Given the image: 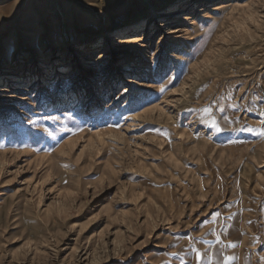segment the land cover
Listing matches in <instances>:
<instances>
[{
	"label": "rangeland",
	"instance_id": "1",
	"mask_svg": "<svg viewBox=\"0 0 264 264\" xmlns=\"http://www.w3.org/2000/svg\"><path fill=\"white\" fill-rule=\"evenodd\" d=\"M0 264H264V0H0Z\"/></svg>",
	"mask_w": 264,
	"mask_h": 264
},
{
	"label": "snow or ice",
	"instance_id": "2",
	"mask_svg": "<svg viewBox=\"0 0 264 264\" xmlns=\"http://www.w3.org/2000/svg\"><path fill=\"white\" fill-rule=\"evenodd\" d=\"M160 91H164V89L161 88ZM205 111L207 112V111H210V110H209V109H205ZM216 242H217V243H220V242H221V241L219 240V237H217ZM199 258H200V253L197 252V259H199ZM226 259H227V260H231V259H233V257H227Z\"/></svg>",
	"mask_w": 264,
	"mask_h": 264
},
{
	"label": "bare ground",
	"instance_id": "3",
	"mask_svg": "<svg viewBox=\"0 0 264 264\" xmlns=\"http://www.w3.org/2000/svg\"><path fill=\"white\" fill-rule=\"evenodd\" d=\"M167 14H171V13H165V16ZM172 14H175V13H172ZM117 41H120V40L118 39ZM6 70L9 71L10 74H13L14 72H17L18 71V69H11V68H7ZM1 90H3V88Z\"/></svg>",
	"mask_w": 264,
	"mask_h": 264
}]
</instances>
